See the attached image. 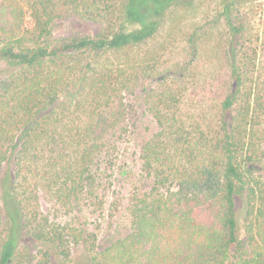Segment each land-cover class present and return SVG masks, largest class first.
I'll return each instance as SVG.
<instances>
[{
    "label": "trees",
    "instance_id": "16d2710c",
    "mask_svg": "<svg viewBox=\"0 0 264 264\" xmlns=\"http://www.w3.org/2000/svg\"><path fill=\"white\" fill-rule=\"evenodd\" d=\"M252 4L0 0V264H264V66L240 41ZM74 15L99 31L55 36ZM167 20L183 51L158 64L140 48ZM206 40L226 73L201 87ZM128 95L143 131L128 128ZM135 134L137 166L119 169ZM116 172L129 193L107 206L99 179ZM91 206L112 209V239L89 227Z\"/></svg>",
    "mask_w": 264,
    "mask_h": 264
},
{
    "label": "rangeland",
    "instance_id": "374dc122",
    "mask_svg": "<svg viewBox=\"0 0 264 264\" xmlns=\"http://www.w3.org/2000/svg\"><path fill=\"white\" fill-rule=\"evenodd\" d=\"M253 10L248 17V20L246 18L245 26L242 32V37L240 39L242 44L246 45V47L249 50H253L257 48L259 50L258 53V59L257 62L263 64L264 66V0H253ZM175 18H177L175 16ZM206 18H203V20H200V22L204 21ZM28 21V18L26 17V20ZM180 21V20H179ZM180 22L178 21H171L167 20L165 22V27H163L158 34L148 43H145L141 48L140 52H144L145 50L148 51H156L158 52L157 55H160V58L158 59V64H161V61H168L170 62L173 59L179 58L182 55L183 51V46L184 42L183 40L181 41L179 39L178 35L173 36V33H175L178 30V27H180ZM100 23L98 22H92L86 20V18L81 17L79 15H74V16H69L66 18H61L58 19L55 22V30H54V35L55 36H80L85 33H95L99 31L100 29ZM214 30L221 31L223 30L220 27H215L213 28ZM213 40H206L205 42L201 43V49L203 50V57L198 60L196 63L197 66H199L202 70L199 74H197L195 80H198L200 82L201 87H204L206 83H209L210 79L215 75L216 69L215 67L221 66L220 70L222 73H226V64L224 61L220 60L219 58L216 59L217 55L214 54V49H213ZM159 45L166 46L167 49L160 48ZM205 45V46H204ZM135 53V52H134ZM133 51L127 52L125 55H111V59H124L125 57L128 58H133L134 55ZM213 57V60H210L209 58ZM139 88V86H138ZM137 88V89H138ZM206 88V87H205ZM207 90V89H206ZM208 96L207 99L213 98V100L208 102V107L209 108H214L215 102L219 100V93L218 92H213V91H206ZM134 95H128L124 96L125 100L130 104L131 108L128 112V115L126 118L129 129L135 128L136 130L143 131V121L145 119V116L141 114L144 107V103L142 102L139 105V113L136 111V105H135V99L133 97ZM148 100V99H147ZM131 102V103H130ZM212 110V111H211ZM212 113V114H211ZM215 113V110L213 109H208V115L213 116ZM132 115V116H131ZM131 116V119H130ZM138 116V117H137ZM136 117V118H135ZM154 130L151 127V130L149 133ZM138 134V133H137ZM135 134L131 140L128 141V143H122V161L120 162V167L119 169L122 168H127L128 163L132 168H135L138 163V153H139V140L140 135L138 136ZM148 134V133H147ZM261 159H264V142L262 143L261 146ZM127 161V162H126ZM263 161V160H262ZM134 165V166H133ZM110 175V174H109ZM129 180V177L127 176L126 173L123 174H118L117 172L114 173L112 176H106L102 175V177L99 179L101 186L99 183H97L98 186V191L97 193H103L104 192V197L107 199L106 205L108 206L112 199L114 197H117L119 200H125L123 198L124 196H127L129 193L128 186H125L123 183ZM103 188V189H102ZM48 196V195H47ZM49 197V196H48ZM118 201V200H117ZM52 203L50 200H43L42 206L48 207V205ZM105 205V206H106ZM106 206V207H107ZM59 210L56 208H51L52 211H55L56 216L58 219H65V214L61 213L63 210H61L60 207H58ZM116 209V208H115ZM85 210V209H84ZM91 211H88L87 214V223L89 224V227L95 228V231H98V236L100 237L99 242L103 243L106 240H110L113 237L114 234V226L110 224L111 216L110 213L112 211L109 210L108 208H104L102 212L97 210L94 206H91ZM117 211V210H115ZM104 213V215H103ZM116 213V212H115ZM80 214V219L84 220V211ZM239 216L240 219L243 217V211L242 209H239ZM75 226H77V223H74ZM92 228V229H93ZM75 261L80 263L84 261V257L81 255L80 250L78 249L76 254H75Z\"/></svg>",
    "mask_w": 264,
    "mask_h": 264
}]
</instances>
